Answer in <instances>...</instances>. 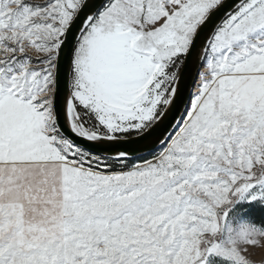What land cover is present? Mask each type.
I'll list each match as a JSON object with an SVG mask.
<instances>
[{"label": "snow or ice", "instance_id": "snow-or-ice-1", "mask_svg": "<svg viewBox=\"0 0 264 264\" xmlns=\"http://www.w3.org/2000/svg\"><path fill=\"white\" fill-rule=\"evenodd\" d=\"M261 174L264 0H0V264H243Z\"/></svg>", "mask_w": 264, "mask_h": 264}, {"label": "rangeland", "instance_id": "rangeland-1", "mask_svg": "<svg viewBox=\"0 0 264 264\" xmlns=\"http://www.w3.org/2000/svg\"><path fill=\"white\" fill-rule=\"evenodd\" d=\"M260 180H264V174H261L259 179L250 181L247 188L241 184L240 187L244 189L243 191L237 189L232 193V196L225 194L223 200L217 204V209L222 211H220L213 235L219 239L220 247L225 254L239 257L243 264H264V232L245 234L251 227L258 228L259 226L247 217L242 220L238 219L235 214L228 217L229 227H225V214L237 200L253 199L259 193V188L252 195H249V192L253 185H259ZM261 204H264V201L257 202V205Z\"/></svg>", "mask_w": 264, "mask_h": 264}, {"label": "trees", "instance_id": "trees-1", "mask_svg": "<svg viewBox=\"0 0 264 264\" xmlns=\"http://www.w3.org/2000/svg\"><path fill=\"white\" fill-rule=\"evenodd\" d=\"M245 207L249 208L247 218H249L253 223L260 226L262 223H264V207H261V205H251Z\"/></svg>", "mask_w": 264, "mask_h": 264}]
</instances>
